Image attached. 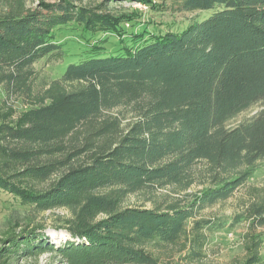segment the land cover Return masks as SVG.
<instances>
[{
	"label": "trees",
	"instance_id": "1",
	"mask_svg": "<svg viewBox=\"0 0 264 264\" xmlns=\"http://www.w3.org/2000/svg\"><path fill=\"white\" fill-rule=\"evenodd\" d=\"M120 1L154 5L107 0ZM173 4L179 13L211 14L177 33L131 35L132 46L121 42L115 55L93 48L34 93L33 65L62 58L54 30L77 23L113 31L120 42L118 27L128 20L109 15L105 3L57 0L31 9L26 0H0V86L6 99L27 106L0 124V191L37 212L69 214L57 246L41 226L6 232L0 264L44 254L63 264H157L153 251L180 241L186 259H202L204 232L223 226L196 215L230 198L264 161V110L227 127L264 100V0ZM124 109L135 114L125 126ZM155 188L177 197L167 194L150 209L124 207ZM193 188L201 189L186 194ZM250 191V225L264 228V188ZM251 241L244 264H264V238Z\"/></svg>",
	"mask_w": 264,
	"mask_h": 264
},
{
	"label": "rangeland",
	"instance_id": "2",
	"mask_svg": "<svg viewBox=\"0 0 264 264\" xmlns=\"http://www.w3.org/2000/svg\"><path fill=\"white\" fill-rule=\"evenodd\" d=\"M57 0H26L28 8H37L40 2L53 3ZM77 5L83 7H95L106 4V12L114 18H122L124 21L118 27L123 33L119 42L115 32L99 33L86 31L77 23H70L53 32V40L62 49L60 60L43 59L33 65L35 73L33 84L34 93H39L53 80L60 78L68 65L78 64L89 59L93 48L98 49L103 55L116 54L122 46H132L129 37L142 32L147 33H177L185 29L195 19H205L210 12L179 13L174 9V0H152L153 7L143 6L129 1L107 2V0H73ZM1 12V8H0ZM121 42H124L121 46ZM6 101L5 103H3ZM25 100L19 97L6 99L5 93L0 86V124L4 121V114L12 113L13 120L25 111ZM9 110H8V109ZM264 110V100L252 104L247 110L235 116L227 122V127L232 128L238 124L250 120ZM118 117L122 125L132 122L135 114L128 109L120 111ZM115 114V112H114ZM23 186V184H20ZM264 188V161L260 162L248 179L245 186L238 189L230 198L219 202L212 207L202 210L196 215L195 220L205 219L216 222L223 227L213 232H204L206 246L199 261L186 259L188 249L182 250L183 241L175 246L159 248L153 251L157 264H244L248 258L247 247L251 246V239L259 235L264 238V228L252 227L247 214V206L251 201V189ZM201 188H193L186 194L199 191ZM149 193V194H148ZM146 194L138 193L129 196L124 202V207H141L150 209L154 202H161L167 194L171 200L177 195L172 194L170 189L149 190ZM185 194V195H186ZM183 198V204L190 200ZM185 197V198H184ZM186 199V200H184ZM65 210H52L37 212L32 207L21 206L14 197L0 191V248L5 246L4 234L8 231H18L28 227L41 226L48 240L56 246L64 238V232L57 229L61 220L68 218ZM190 224V222L188 223ZM259 256L264 262V242L259 248ZM11 264H63L60 259L49 254L31 257L26 260H11Z\"/></svg>",
	"mask_w": 264,
	"mask_h": 264
},
{
	"label": "built area",
	"instance_id": "3",
	"mask_svg": "<svg viewBox=\"0 0 264 264\" xmlns=\"http://www.w3.org/2000/svg\"><path fill=\"white\" fill-rule=\"evenodd\" d=\"M141 6H140V4H139V7L138 8H140Z\"/></svg>",
	"mask_w": 264,
	"mask_h": 264
}]
</instances>
